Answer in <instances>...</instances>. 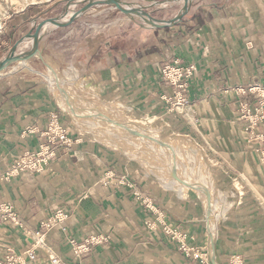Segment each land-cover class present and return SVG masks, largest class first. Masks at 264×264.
<instances>
[{
    "label": "crops",
    "instance_id": "obj_1",
    "mask_svg": "<svg viewBox=\"0 0 264 264\" xmlns=\"http://www.w3.org/2000/svg\"><path fill=\"white\" fill-rule=\"evenodd\" d=\"M63 1L0 0V59ZM120 1L148 2L146 10L157 0ZM184 3L169 17L156 15L162 25L141 28L131 42L112 21L62 17L61 26L42 27L28 68L0 75V205L9 204L18 221L0 211V264L54 257L57 264H264V104L254 90L264 86V0H189L180 11ZM30 43L23 40L25 49ZM169 63L192 67L181 87L158 77ZM50 68L76 72L134 117L200 146L217 190L231 201L217 213L214 235L207 206L193 194L170 189L77 130H68V146L49 142L43 130L56 107L43 74ZM20 158L42 165L17 167ZM135 192L184 237L147 228L152 212ZM56 214L64 221L42 225ZM39 236L30 259L25 251Z\"/></svg>",
    "mask_w": 264,
    "mask_h": 264
},
{
    "label": "rangeland",
    "instance_id": "obj_2",
    "mask_svg": "<svg viewBox=\"0 0 264 264\" xmlns=\"http://www.w3.org/2000/svg\"><path fill=\"white\" fill-rule=\"evenodd\" d=\"M158 1L159 0H157L155 3L151 1L153 5L149 6L146 11L157 10L154 5L160 3ZM120 3L130 9H138L147 5L148 2L127 3L120 1ZM61 13L63 15V18L68 16H70L71 18H75L76 16H79V20H86V22L97 25L103 23L105 20L112 21L114 27L120 29L123 28V30L126 31V33L130 36L131 42V38H137L138 32L141 28H152L150 26V21L148 20L156 22L157 20H159L157 16H160L163 13L166 14L164 17H169L170 14H172V9L163 11L157 16L146 18L145 16L140 15L131 18L117 11L114 5L107 2L106 0H102V2L91 5L87 0H78L70 5L67 4V0H64L62 3H60V6L57 8V10H54L52 12L53 16L47 17L46 19L55 18ZM105 14H107V17H104ZM41 21L42 20H38L37 23ZM28 45L29 46L28 48H26V50L30 51L32 48V43ZM17 53H19V51ZM9 54H11L10 51L7 55ZM9 57L11 56L9 55ZM26 68H28L27 60H23L16 64L10 70H0V75L9 73L12 70ZM43 76L47 78L49 82L52 100L55 104L56 110L63 115V120H65L60 122H66L67 125H64L68 130H70V128L77 130L78 132L83 133L85 136L94 139L105 148L117 152L126 161L130 162L131 166H135L139 171H143L147 174L153 175L161 184H164L165 186L167 185L174 191L179 192L177 186H170L166 182L168 181V179L166 180L168 176H166L167 174H164V170H166L165 164H168L169 160L176 165L177 171L180 172L182 177L196 179L198 182H202L203 184H205V186L208 187V198H206L205 195L199 196L195 190H189L186 194H193L192 196H196L197 198L201 199L204 205L207 206L208 216L214 219L213 225L215 229V217L217 216V213L219 212L218 214L220 215L223 209L228 207L231 201L228 200L225 194L217 190L215 181L210 173L206 159L204 157V152L200 148V146L192 143L188 138H185L184 136L161 130L152 122L151 118L149 117H134L129 107L127 108L123 104L119 106L116 104L117 102L106 99L103 96L101 90H99L95 85L81 79L82 76H77V73L73 72L72 70L61 68H55V70H53L52 68H50L46 74H43ZM60 91H67L70 95L69 98H66V100L70 104V108L64 107V105L60 102L57 94L60 93ZM106 103H109L113 105V107H116L122 115L128 117L129 120L138 124L139 127H145L144 129H152L156 131L161 139L171 141V144L173 146L170 147L169 150L163 151L159 146L151 147L150 144H152V141L148 140L147 137V141L145 142L142 141L140 139V136L136 134L132 133L123 136L119 133L112 134L115 131L107 129L109 134H112L114 135V137L120 139V141H122L125 146L130 147L134 145V150H136V152L143 153L140 154L142 156H139L137 158L130 155L131 153L127 151V148L121 146L118 143H114L113 141L108 140L106 138V135L102 134L100 128H98L100 126L98 124L94 125V121L90 120V117L88 116V113H86V110L79 108L91 105H95L97 107L98 105L100 106L101 104ZM72 108L76 110H73ZM69 109H72L73 111ZM111 115L112 114H108L107 116L113 118ZM140 135L142 136V139H144V136L142 134ZM141 159H144L145 161L147 160L148 163L147 161L145 163L142 162ZM204 165L206 167H202ZM151 166H154L158 169L154 170ZM201 169H203V172ZM200 171L202 172L201 175L199 173ZM211 210L213 211V214L210 213ZM211 232L213 235L215 234V230H213V227H211Z\"/></svg>",
    "mask_w": 264,
    "mask_h": 264
},
{
    "label": "bare ground",
    "instance_id": "obj_3",
    "mask_svg": "<svg viewBox=\"0 0 264 264\" xmlns=\"http://www.w3.org/2000/svg\"><path fill=\"white\" fill-rule=\"evenodd\" d=\"M89 1V3L92 2H96L98 0H87ZM189 2V0H185V3L183 4L182 8L180 11H182L187 3ZM122 7L126 10H134V9H130L124 5H122ZM135 10H144L143 8H138ZM70 18V17H69ZM68 18V19H69ZM62 24H64V22L57 20L53 25L54 26H61ZM42 29V28H41ZM36 33V34H32V35H27L25 38H29L32 40H34V38L39 35L40 33H42L41 30ZM24 38V39H25ZM23 39V40H24ZM13 54V51L11 52V55ZM17 55H19V53H17ZM58 94V98L60 100V102L64 105V107L66 108H70V104L68 103V101L66 100V98H69L70 95L68 94L67 91L57 93ZM74 98V97H73ZM117 105H122L121 103L117 102ZM83 106V105H82ZM81 109H85L86 113H88V116L90 117L91 121H94L93 124L95 125H99L101 133L106 135V138L110 141H113L114 143H118L121 146H124L125 148H127V151H129L135 158L142 156L140 154L143 153H138L136 152L135 146L132 145L130 147H127L124 145V143L122 141H120V139L114 137L115 133H119L120 135H127V134H136L138 136H140V139L142 141H147L146 139L148 138V140L152 141V144H150L151 147H161L163 151H167L169 150L170 147H172L173 145L171 144V141L168 140H163L161 139V137L158 135V133L152 129H144L145 127H139L138 124L134 123L133 121L129 120L128 117L122 115L120 113V111L116 108L113 107V105L111 104H101L100 106L98 105L97 107L95 105H91V106H86V107H79ZM73 110H76L74 108H72ZM69 109V110H72ZM72 110V111H73ZM108 114H112L111 116L113 118L108 117ZM90 127V126H89ZM151 128V127H150ZM107 129L109 130H114L115 132H111L112 134H109V132L107 131ZM100 134V133H99ZM142 134L144 136V139H142V136L140 135ZM147 137V138H146ZM194 151V149H193ZM142 162H146L144 159H141ZM148 163V161H147ZM203 163V162H202ZM153 164V163H152ZM154 170L158 169L154 166H151ZM202 167H206L205 165ZM165 168L166 170L164 174H167L166 176H168V178H166V180L168 179V181H166L170 186H177L178 190L180 193H187V191L189 190H195L198 195H205L206 198L209 197V193H208V187L205 186V184H203L202 182H198L196 179H191V178H187V177H182V175L180 174V172L177 171L176 165L174 163H172V161H168V164H165ZM164 169V168H163ZM203 172V169H201ZM162 172V171H161ZM201 171L199 172L200 175L202 173ZM189 181V182H188ZM209 210V207H208ZM210 213L213 214V211L211 210ZM215 216V215H214ZM210 220V229L211 227H213L214 229V219H212L211 217H209Z\"/></svg>",
    "mask_w": 264,
    "mask_h": 264
},
{
    "label": "built area",
    "instance_id": "obj_4",
    "mask_svg": "<svg viewBox=\"0 0 264 264\" xmlns=\"http://www.w3.org/2000/svg\"><path fill=\"white\" fill-rule=\"evenodd\" d=\"M191 70H192V67L183 68L181 66L175 65L174 63H169L160 69L158 73V77L162 79L163 81L167 82L169 85L181 87L182 86L181 81L184 75L188 74ZM254 90L258 94L261 93L260 94L261 103L264 104V86H254ZM246 113H248V111H246ZM261 115H262L261 113L257 114L258 117H260ZM43 135L47 137L50 143L54 142L55 140H59L60 142L68 146L72 142V138L69 137V134H68V129L65 127L63 123L60 122L59 116L55 111L51 113L50 120L47 123L45 129L43 130ZM40 165H42V163H39L36 159L35 160H31V159L25 160L23 158H20L17 162V167L24 166V167L34 168ZM119 181L126 182L124 177H122ZM135 195L137 196L138 199H140V201L142 202V205H144L149 211L152 212V218L146 220L145 222L147 228L149 229L159 228L165 234L171 235L174 238L184 237V234L182 232L176 231L175 227H173L170 223L167 222L166 213L164 212L163 209L157 207L150 200L143 197L139 193L135 192ZM0 211L4 213L5 220H8L12 223H18L15 217L14 211L9 204H1ZM63 221H64V216L61 217V215L56 214L48 218L46 221H44L42 225L51 226L53 223H56V222L61 223ZM62 230H66V227L63 226ZM40 238L41 236H39L37 240H34L30 248L25 251L27 256L30 259L35 258L34 247L38 246ZM88 241H89L88 243H95V241L91 238H88ZM179 248L182 251H186V252L192 251L193 252L192 254H194L197 257V255L194 253L196 252L195 249L193 250V248H190L187 244L181 243L179 245ZM85 250L86 249L76 248V253L83 252ZM15 261H16V258H13V257H9L6 260V262H13V263ZM57 261L58 259L56 257L51 258L52 264H57L58 263ZM18 264H21V263H18ZM205 264H208V262L205 261Z\"/></svg>",
    "mask_w": 264,
    "mask_h": 264
},
{
    "label": "water",
    "instance_id": "obj_5",
    "mask_svg": "<svg viewBox=\"0 0 264 264\" xmlns=\"http://www.w3.org/2000/svg\"><path fill=\"white\" fill-rule=\"evenodd\" d=\"M78 1V0H67V4H72L73 2ZM107 2L111 3L114 5V7L116 8L117 11H119L122 14H125L131 18L133 17H137V16H145L147 17H151V16H156L160 13H162L163 11H166L168 9H173L176 8L177 6L181 5L183 0H178L175 3H172L168 6H165L163 8H159L157 10H151V11H146V10H126L122 7V4L120 3V0H106ZM102 2V0H98L96 2H92L91 4H95V3H99ZM63 17L62 13L59 14L57 17L55 18H49V19H44L41 22L37 23L35 20L34 23L32 24V26H30L29 28H27L17 39V41L15 42L13 48L11 49L10 52L13 51V54H9L11 57H9V55H7L5 58H3L2 60H0V70L6 71V70H10L12 69L16 64H18L19 62L23 61V60H28L34 53H35V42H36V37L34 38L33 42H32V48L31 50H26L23 44V39L27 36V35H32V34H36L40 31V29L42 27H48V28H52L53 24L61 19ZM148 20V19H147ZM150 21V26L152 28H157L160 27L162 24L159 22H155V21ZM19 52V55H17V52Z\"/></svg>",
    "mask_w": 264,
    "mask_h": 264
}]
</instances>
